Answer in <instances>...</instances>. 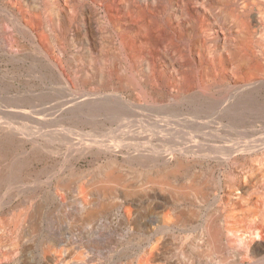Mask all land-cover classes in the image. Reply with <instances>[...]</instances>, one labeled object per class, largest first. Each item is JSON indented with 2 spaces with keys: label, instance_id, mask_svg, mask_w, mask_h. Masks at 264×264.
<instances>
[{
  "label": "rangeland",
  "instance_id": "obj_1",
  "mask_svg": "<svg viewBox=\"0 0 264 264\" xmlns=\"http://www.w3.org/2000/svg\"><path fill=\"white\" fill-rule=\"evenodd\" d=\"M202 2L164 0V29L159 32L155 27L139 30L129 26L131 32H127L132 42H137H133V51H127L116 33L104 24L102 12L97 29L100 44L94 50L82 11L76 14L70 6L65 16L67 28L63 29L58 24L61 17L57 5L50 0H0V45L5 47L0 46V124L26 127L40 143L34 147L16 145L18 138L0 132V153L6 152L5 157L0 156V168L7 176L0 181V236L7 242L0 244V254L5 257L1 264H19L20 260L24 264H59L57 256L65 251L70 253L67 264H225L229 260L264 264V249L253 251L258 239L264 244V231L260 238L255 236L256 228L262 225L259 216L264 214V23L261 30L252 24L245 0H210V12L202 10ZM49 21L52 27L64 30L59 38L67 44L65 50L49 40ZM240 23L247 25L245 30L239 28ZM77 29L83 33L81 43L76 41ZM37 40H44L41 44L46 45L40 51L36 49L40 45ZM139 75L148 93L135 82H140ZM85 91L99 94L102 100L118 92L114 97L120 103L118 107L110 103L89 107L63 103ZM45 99L59 101L56 105L55 100L50 104ZM232 104L234 110L229 107ZM203 116L208 123H200ZM2 138L14 143L7 146ZM95 142L99 148L105 142L109 153L99 150ZM89 143H95L94 147ZM228 145L234 147L233 160L229 165L218 163L212 157L213 150L228 149ZM153 148L168 154V169L175 168L179 161L184 163L187 170L170 175L176 189H162L146 177L148 170L155 178L157 170L164 168L144 157ZM112 162L116 172L124 175L126 187L115 185L110 194H104L100 178ZM12 166L20 169L17 176L8 175L7 169ZM197 175L211 177L207 197L198 200L193 191L184 190ZM33 177L37 180L32 185L29 181ZM227 196L232 197L228 203ZM101 204L106 208L90 217L87 210ZM33 205L39 212L43 209L37 219L38 231H32L29 216L22 229L16 228L14 216ZM218 209L226 217L228 213L237 214V221L227 224L237 230L224 235L229 250L224 247L222 252L212 253L201 226L203 218ZM179 210H192L193 215L183 221ZM164 219L168 225H163ZM16 237L23 238L18 247L11 245V238ZM49 237L56 240L50 259L42 253L43 240ZM153 245L156 248L151 250Z\"/></svg>",
  "mask_w": 264,
  "mask_h": 264
},
{
  "label": "bare ground",
  "instance_id": "obj_2",
  "mask_svg": "<svg viewBox=\"0 0 264 264\" xmlns=\"http://www.w3.org/2000/svg\"><path fill=\"white\" fill-rule=\"evenodd\" d=\"M168 1V0H167ZM170 1V0H169ZM220 1V0H219ZM225 1V0H224ZM257 0H245V6L246 7H248V8H250V11H248V13L247 14H249V17L251 18V21L253 22L252 24L255 26V27H257V28H260V30L261 29H263L262 28V25H263V23H264V1L263 0H259L260 2H256ZM38 2V1H37ZM45 1H43V3H44ZM50 2L52 3V4H54V5H57V7H56V12H58V14H59V16L61 17V21L58 23L61 27H63V29H64V27H66L67 25H65L67 22H66V18H65V16H67V14H66V12H67V10H69L70 9V6H71V8L73 9V11L76 13V14H78L80 11H82L84 14H85V16L84 17H86L85 19H86V24H87V31H86V34H87V36H89L88 38H89V43H91V46H92V48L95 50L96 48H97V46L100 44V41H99V36H98V33H97V29H99V26H100V23H99V18H101V16H100V14H101V12H102V15H103V18L105 19V20H103V22H104V24H106L107 25V27H109V29H110V31L111 32H115L116 33V37L117 38H119L120 39V41H121V44L122 45H124V47L127 49V51H133L132 50V45H133V42H132V37L128 34V30H129V26L130 27H133V26H135V27H137L139 30H141L142 28H146V27H155V29H156V31H159V32H161L163 29H164V27L166 26V20H165V18H164V12H163V10H164V8H163V6H164V0H50ZM172 2V1H171ZM170 2V3H171ZM187 2V1H186ZM214 2H215V0H214ZM214 2H213V5H214ZM222 2V1H221ZM28 3V2H27ZM47 3V2H46ZM49 3V2H48ZM218 3V2H217ZM243 3V2H242ZM31 4V3H30ZM189 4V3H188ZM208 4H210V6L208 5ZM3 5V4H2ZM192 5V4H191ZM42 6V5H41ZM43 6H45V5H43ZM50 6V5H49ZM52 6V5H51ZM201 6L203 7L202 8V10H205L206 12H210V10H212L213 8H212V5H211V2H210V0H204V2H202L201 3ZM29 7V6H28ZM47 6H45V8H46ZM219 7V6H218ZM217 7V8H218ZM1 8V7H0ZM51 8V7H50ZM212 8V9H211ZM224 8H226V7H224ZM237 8V7H236ZM241 8V7H240ZM26 9V8H25ZM29 9V8H28ZM27 9V10H28ZM198 9V8H197ZM200 9V8H199ZM219 10H220V8H218ZM244 9V8H243ZM53 10H54V7H53ZM227 10V9H226ZM229 10V9H228ZM233 10V9H232ZM254 10V11H253ZM34 11V10H33ZM222 11H223V9H222ZM238 11V10H237ZM42 12V11H41ZM40 12V13H41ZM201 12V11H200ZM219 12V11H218ZM225 12V11H224ZM231 12V11H230ZM229 12V13H230ZM235 12H236V10H235ZM239 12V11H238ZM245 12H247V11H245ZM28 13V12H27ZM43 13V12H42ZM68 13H69V11H68ZM198 13V12H197ZM203 13H205V12H202V14ZM237 13V12H236ZM243 13V12H242ZM242 13H240L241 15H242ZM10 14V13H9ZM15 14H16V12H15ZM20 14V13H19ZM56 14V13H55ZM210 14V13H209ZM217 14V13H216ZM235 13L233 12V15H234ZM14 15V14H13ZM17 15V14H16ZM52 15V14H51ZM57 15V14H56ZM205 15V14H204ZM230 15V14H229ZM239 15V14H238ZM246 15V14H245ZM27 16V15H26ZM44 16V15H43ZM46 16V15H45ZM78 16V15H77ZM80 16V15H79ZM199 16V15H198ZM207 16V15H206ZM11 17V16H10ZM12 17H14V16H12ZM57 17V16H56ZM59 17V18H60ZM172 17V16H171ZM202 17V16H201ZM205 17V16H204ZM239 17V16H238ZM248 17V16H247ZM36 18V17H35ZM69 18H72V17H69ZM236 18H237V16H236ZM235 18V19H236ZM245 18V17H244ZM17 19V18H16ZM29 19V18H28ZM28 19H25V20H28ZM73 19V18H72ZM171 19V18H170ZM180 19V18H179ZM241 19V18H240ZM248 19V18H247ZM18 20V19H17ZM19 20H21V19H19ZM38 20V19H37ZM44 20V19H43ZM47 20V19H46ZM51 20V19H50ZM57 20V19H56ZM242 20L243 19H241L240 20V22H242ZM16 21V20H15ZM14 21V22H15ZM53 21V20H52ZM77 21V20H76ZM194 21V20H193ZM238 21H239V19H238ZM58 22V21H57ZM74 22V21H73ZM178 22V21H177ZM188 22H189V20H188ZM204 22V21H203ZM236 22V21H235ZM17 23V22H16ZM34 23V22H33ZM36 23H37V21H36ZM55 23H56V21H55ZM174 23V22H173ZM244 23V21L242 22V24ZM245 23H247V22H245ZM250 23V22H249ZM15 24V23H14ZM18 24V23H17ZM16 24V25H17ZM169 24V23H168ZM175 24H177V23H175ZM241 24V23H240ZM241 24V27H239L240 29L242 28H244V30H245V27L247 26L246 24V26L244 27V25H242ZM248 24V23H247ZM20 25V24H19ZM48 25L50 26V34H51V38L52 39H49V40H53L59 47H60V49L61 50H65V46H67V44L65 45V43L59 38L60 36V34L62 35V32L64 31V30H59V28H54V27H52V25H51V21H49L48 22ZM252 25V26H253ZM11 26V25H10ZM27 26V25H26ZM58 26V25H57ZM59 26V27H60ZM187 26V25H186ZM175 27V26H174ZM208 27V26H207ZM249 27V26H248ZM29 28V27H28ZM67 28V27H66ZM147 28V29H148ZM254 28V27H253ZM37 29V28H36ZM133 29V28H132ZM178 29V28H177ZM207 29V28H206ZM30 30H32L31 28H30ZM49 30V29H48ZM71 30V29H70ZM74 30H76V29H74ZM83 30V29H82ZM264 30V29H263ZM263 30H262V32H263ZM27 31H28V29H27ZM130 31V30H129ZM133 31V30H132ZM176 31V30H175ZM29 32V31H28ZM82 31H79L78 29H77V37H76V41L77 42H79V43H81V41H83V33H81ZM131 32V31H130ZM153 32V31H152ZM246 32V31H245ZM251 32V31H250ZM25 33H27V32H25ZM31 32H29V34H30ZM76 33V32H75ZM133 33V32H132ZM139 33V32H138ZM137 33V34H138ZM145 33V32H144ZM154 33H155V31H154ZM157 33V32H156ZM258 33V32H257ZM36 34V33H35ZM47 34V33H46ZM48 34H49V32H48ZM109 34V33H108ZM136 34V35H137ZM260 34V33H259ZM111 35V34H110ZM141 35V34H140ZM139 35V36H140ZM161 35L163 36V34L161 33ZM262 35H264V34H262ZM32 35L30 34V37H31ZM34 36V35H33ZM40 36H42V35H40ZM85 36V35H84ZM143 36V35H142ZM36 37H37V35H36ZM67 37V36H66ZM136 37V36H135ZM134 37V38H135ZM156 37V36H155ZM264 37V36H263ZM10 38V37H9ZM35 38V37H34ZM63 38V37H62ZM116 38V39H117ZM240 38V37H239ZM247 38V37H246ZM6 39V38H5ZM15 39V38H14ZM36 39V38H35ZM38 39V38H37ZM41 39V38H40ZM43 39V38H42ZM257 39H258V37H257ZM33 40V39H32ZM134 40V39H133ZM248 40H250V39H248ZM1 41V40H0ZM13 41V40H12ZM11 41V42H12ZM38 41V40H37ZM240 41V40H239ZM10 42V41H9ZM10 42V43H11ZM36 42V41H35ZM42 42H44V40H42ZM40 40L38 41V43H40V45H38V46H36V49L37 50H39L40 51V48H43V46L45 47L46 45H42L41 43H42ZM70 42V41H69ZM115 42V41H114ZM113 42V43H114ZM136 42H137V39H136ZM136 42H134V44L136 43ZM241 42V41H240ZM244 42V41H243ZM7 43V42H6ZM28 43H30V42H28ZM32 43V42H31ZM37 42H36V45L38 44ZM118 43V42H117ZM117 43H115V44H117ZM242 43V42H241ZM251 43V42H250ZM44 44V43H43ZM87 44V43H86ZM120 44V45H121ZM11 45V44H10ZM32 45V44H31ZM34 45V44H33ZM2 48L4 47L3 46V44H1L0 45ZM12 46V45H11ZM20 46V45H19ZM8 47V46H7ZM6 47V48H7ZM10 47V46H9ZM13 47V46H12ZM34 47V46H33ZM53 47H54V43H53ZM113 47V46H112ZM122 47V46H121ZM5 48V47H4ZM114 48V47H113ZM11 49H14V48H11ZM51 49V48H50ZM121 49V48H120ZM134 49V48H133ZM247 49V48H246ZM44 49H42L41 51L42 52H45V51H43ZM142 50V49H141ZM140 50V51H141ZM19 51H20V49H19ZM144 51V50H143ZM33 52V51H32ZM50 52V51H49ZM118 52V51H117ZM134 52H135V50H134ZM142 52V51H141ZM250 52V51H249ZM124 53V52H123ZM128 53V52H127ZM208 53H210V52H208ZM45 54H47L46 52H45ZM49 54V53H48ZM47 54V55H48ZM139 54V53H138ZM137 54V55H138ZM14 56V55H13ZM45 56V55H44ZM50 56V55H49ZM122 56H123V54H122ZM139 56V55H138ZM213 56V55H212ZM15 57V56H14ZM25 57V56H24ZM54 57V56H53ZM132 58H134L133 56H131ZM141 57V56H140ZM131 58V59H132ZM127 59V58H126ZM49 60V59H48ZM58 60V59H57ZM146 60V59H145ZM16 61V60H15ZM41 61V60H40ZM56 61V60H55ZM29 62V61H28ZM47 62V61H46ZM128 62H129V60H128ZM31 64H32V62H31ZM42 64H44L45 65V63L44 62H42ZM58 65V64H57ZM31 67H33V66H31ZM57 68V67H56ZM33 69V68H32ZM46 69V68H45ZM144 69V68H143ZM41 70V69H40ZM154 70V69H153ZM42 71V70H41ZM40 71V72H41ZM144 71V70H143ZM147 71V70H146ZM128 72V71H127ZM153 72V71H152ZM225 72V71H224ZM42 73V72H41ZM60 73V72H59ZM160 73V72H159ZM43 74V73H42ZM65 74V73H64ZM154 74V73H153ZM245 74V73H244ZM62 75V74H61ZM60 76V75H59ZM101 76V75H100ZM131 76V75H130ZM136 76V75H135ZM44 77H45V75H44ZM61 77V76H60ZM63 77H64V75H63ZM138 79L140 80V82L139 81H137V79H136V81L135 82H138L137 84L139 85H141V89H142V92H144V93H148L147 92V90L145 89V86H144V84L142 83V82H144V81H142V76L141 75H139L138 76ZM157 79H159V77L157 78ZM60 80V79H59ZM115 80V79H114ZM131 80L133 81V79L131 78ZM65 81H66V79H65ZM65 81H63V82H65ZM171 81V80H170ZM61 82V81H60ZM244 83V82H243ZM252 83V82H251ZM66 84H68V82H66ZM122 84H123V82H122ZM61 85H63L62 83H61ZM160 85V84H159ZM248 85V84H247ZM252 85V84H251ZM258 85H259V83H258ZM235 86H236V84H235ZM239 86V85H238ZM246 86V85H245ZM66 87H68V86H66ZM187 87V86H186ZM239 88H241L242 89V87H239ZM244 88H246L247 89V86L246 87H244ZM249 88V87H248ZM251 88V87H250ZM254 88V87H253ZM139 89V88H138ZM55 90V89H54ZM120 90V89H119ZM203 90V89H202ZM239 90V89H238ZM44 91V90H43ZM58 91V90H57ZM56 91V92H57ZM227 91V90H226ZM55 92V91H54ZM72 92H73V90H72ZM86 92V91H85ZM93 92V91H92ZM109 92V91H108ZM150 92V91H149ZM212 92V91H211ZM23 93V92H22ZM49 93V92H48ZM113 93V92H112ZM118 93V92H117ZM117 93H113V97L112 96H106L105 95V100H102L101 98H100V95L98 94V95H96V93H85V94H83V95H79V96H76V97H72V98H69L67 101H65V102H63V103H71L72 105H74V106H76V105H83V104H85V105H90V106H94V105H98V104H100V105H102V104H104V106L106 105V103H110L111 105H112V107H114V106H116V107H118L117 106V104H119L118 102H116L117 101V99H115L117 96ZM205 93V92H204ZM227 93V92H226ZM60 94V93H59ZM120 94V93H119ZM157 94V93H156ZM230 94V93H229ZM237 94V93H236ZM47 95V94H46ZM57 95V94H56ZM110 95V94H109ZM75 96V95H74ZM114 96H116V97H114ZM142 96V95H141ZM150 96V95H149ZM162 96V95H161ZM234 96V95H233ZM31 97V96H30ZM46 97V96H45ZM248 97V96H247ZM250 97V96H249ZM33 98V97H32ZM49 98V97H48ZM59 98H61V97H59ZM156 98V97H155ZM108 99V100H107ZM154 99V98H153ZM229 99V98H228ZM251 99V98H250ZM46 100V99H45ZM44 100V101H45ZM55 100V101H54ZM230 100V99H229ZM246 100V99H245ZM24 101V100H23ZM40 101H43V100H40ZM53 101L55 102L54 104H56L57 105V101H59V100H56V99H53ZM52 101V99H48V100H46V103H50V102H53ZM123 101L125 102V100L123 99ZM127 101V100H126ZM154 102L156 101L155 99L153 100ZM193 101V100H192ZM216 101V100H215ZM240 101V100H239ZM242 101H243V99H242ZM28 102V101H27ZM27 102H23V104L24 103H27ZM35 102V101H34ZM33 102V103H34ZM129 102V101H128ZM128 102H126V103H128ZM32 103V102H31ZM36 103V102H35ZM40 103V102H39ZM242 103V102H241ZM249 103V102H248ZM37 104V103H36ZM45 104V103H44ZM51 104V103H50ZM60 104H62L61 102H60ZM226 104V103H225ZM246 104V103H245ZM35 105V104H34ZM223 105V104H222ZM237 105V104H236ZM8 106H10V105H8ZM54 106V105H53ZM103 106V105H102ZM210 106V105H209ZM228 106V105H227ZM226 106V107H227ZM248 106V105H247ZM59 107V106H58ZM84 107V106H83ZM89 107V106H88ZM101 107V106H100ZM230 108H232V110H234V108L235 107H233V104L231 105V106H229ZM241 107V106H240ZM262 107H264V106H262ZM9 108V107H8ZM111 108V107H110ZM249 108V107H248ZM261 108V107H260ZM98 109V108H97ZM162 109V108H161ZM209 109V108H208ZM207 109V110H208ZM15 110V109H14ZM74 110V109H73ZM76 110V109H75ZM91 110H93V108L91 109ZM128 110V109H127ZM237 110H238V108H237ZM256 110V109H255ZM16 111H18V110H16ZM113 111V110H112ZM239 111V110H238ZM205 112V111H204ZM232 112V111H231ZM246 112V111H245ZM211 113V112H210ZM242 113V112H241ZM254 113V112H253ZM126 114V113H125ZM235 116V115H234ZM125 117V116H124ZM126 117H128V116H126ZM204 117L205 116H203V120L202 119H200V120H202V121H200V123H204V124H206V123H208L206 120H204ZM207 117V116H206ZM156 118V117H155ZM200 118V117H199ZM123 122H124V120H122ZM194 121V120H193ZM197 121V120H196ZM2 123L3 122H1V124H0V132H4V133H7V134H9L10 136H13L14 138H18V140L20 141V142H18V143H16V145H18V144H29V145H31V147H34V145L35 144H40L37 140H36V136L34 135V136H32V132L31 131H29V130H27L26 129V127L25 128H23V127H19V126H17V125H14V124H6V125H2ZM109 123V122H108ZM132 123V122H131ZM229 124V123H228ZM227 124V125H228ZM35 125V124H34ZM123 125V124H122ZM221 125V124H220ZM201 126L203 127V125L201 124ZM207 126H209V125H207ZM153 127V126H152ZM178 127V126H177ZM222 127H223V125H222ZM231 127V126H230ZM31 128H32V126H31ZM34 128V127H33ZM61 128V127H60ZM156 128H158V127H156ZM204 128H207V127H204ZM216 128V127H215ZM171 129V128H170ZM176 129V128H175ZM178 129V128H177ZM203 129V128H202ZM209 129V128H208ZM207 129V130H208ZM245 129V128H244ZM210 130V129H209ZM212 130V129H211ZM249 130V129H248ZM160 131V130H159ZM187 131V130H186ZM263 131V130H262ZM158 132V131H157ZM213 132V131H212ZM159 133V132H158ZM157 133V134H158ZM227 133V132H226ZM225 133V134H226ZM42 134V133H41ZM48 134V133H47ZM46 134V135H47ZM156 134V135H157ZM196 134V133H195ZM195 134H193V136L195 135ZM199 134V133H198ZM3 135V134H2ZM19 135H21V137L19 136ZM159 135V134H158ZM165 135V134H164ZM211 135V134H210ZM37 136H39V135H37ZM43 136V135H42ZM100 136V135H99ZM143 136H145V135H143ZM152 136V135H151ZM161 136V135H160ZM166 137H167V135H165ZM165 136H163V137H165ZM212 136V135H211ZM20 137V138H19ZM93 137V136H92ZM153 137V136H152ZM155 137H157V136H155ZM172 137V136H171ZM238 137V136H237ZM168 138V137H167ZM167 138H166V140H167ZM195 138V137H194ZM239 138V137H238ZM12 139V138H11ZM43 139H45V138H43ZM154 139V138H153ZM185 139V138H184ZM244 139V138H243ZM222 140V139H221ZM259 140V139H258ZM1 141H4V142H6V143H8V145L7 146H10L11 145V142H13V140H6L5 141V138H2V140ZM98 141H100V140H98ZM161 141H163V140H161ZM169 141V140H168ZM174 141V140H173ZM172 141V142H173ZM192 141V140H191ZM190 141V142H191ZM197 141H198V139H197ZM196 141V142H197ZM224 141V140H223ZM228 141V140H227ZM245 141V140H244ZM54 142H55V140H54ZM73 142V141H72ZM80 142V141H79ZM134 142V141H133ZM165 142V141H164ZM195 141H193L192 143H194ZM195 142V143H196ZM260 142V141H259ZM258 142V143H259ZM14 143V142H13ZM49 143V142H48ZM51 143H53V142H51ZM76 143V142H75ZM96 143V144H95ZM95 143H93V144H95L97 147L99 146L97 143L98 142H95ZM103 143V142H102ZM166 143V142H165ZM164 143V144H165ZM176 143V142H175ZM245 143V142H244ZM59 144V143H58ZM91 143H89V145L88 146H91V145H93V144H91ZM106 143L104 142V145H101L100 146V148H99V150H103V151H105L106 153L108 152L109 153V146L107 147L106 145H105ZM110 144V143H109ZM139 143H137V145H138ZM189 144H191V143H189ZM237 144V143H236ZM157 145V144H156ZM176 145V144H175ZM225 145V144H224ZM235 145V144H234ZM233 145V146H234ZM239 145V144H238ZM237 145V148H239L240 146H238ZM82 146V145H81ZM105 146V147H104ZM111 146V145H110ZM196 146V145H195ZM198 146V145H197ZM200 146V145H199ZM227 146V145H226ZM229 146V145H228ZM236 146V145H235ZM243 146V145H242ZM254 146H256V145H254ZM24 147V146H23ZM51 147V146H50ZM49 147V148H50ZM82 147H84V146H82ZM85 147H87V146H85ZM92 147H94V145L92 146ZM97 147H95V148H97ZM252 147V146H251ZM250 147V148H251ZM7 148V147H6ZM9 148V147H8ZM179 148V147H178ZM184 148H186V146L184 147ZM184 148H183V150H184ZM194 148H196V147H194ZM201 148H203V147H201ZM232 148L234 149V147H228V149H226L225 147H224V149H222L221 151H219V150H213V152L212 153H214V155L215 156H212L214 159H216V161L218 162V163H226L227 165H229L228 163H229V161H231V160H233L232 158H233V156H232V153H231V150H232ZM236 148V147H235ZM44 149V148H43ZM66 149V148H65ZM70 149V148H69ZM73 149H75V148H73ZM77 149H78V147H77ZM77 149H75V150H77ZM81 150H83L82 148H80ZM111 149L113 150V148H112V146H111ZM159 149V148H158ZM158 149L156 150L155 148H153V150L151 151V152H148V153H145L144 154V157L146 158V159H148V160H151L152 162H155L157 165H159V166H163L164 168H160V169H158L157 170V172L155 173V174H157L156 175V177L153 179L152 177H151V174H152V172L151 171H147L146 173H145V175H146V177H149V179L150 180H152V182H154L156 185H158V186H160V188H162V189H164V187L166 188V186H168V187H170L171 189H176L175 187V185L173 184V182L171 181V179H170V175H175V173H177V172H180V170L181 169H185V170H187L186 168H185V165H184V163L183 162H178V164H177V166L175 165V168L173 167V168H171V169H168L167 167H166V164H167V161L169 160V158H167L168 156V154L167 155H165L166 153H160L159 151H158ZM197 149H199V148H197ZM45 150H47L46 148H45ZM56 150V149H55ZM111 150V151H112ZM137 150V149H136ZM135 150V151H136ZM150 150V149H149ZM165 150V149H164ZM170 150V149H169ZM183 150L181 149L180 151H182L181 153H183ZM241 151H243L242 149H240ZM245 150H246V148H245ZM250 151L252 150V149H249ZM248 150V151H249ZM7 151H9V150H7ZM102 151V152H103ZM117 151V150H116ZM124 151V150H123ZM142 151V150H141ZM203 151H204V149L202 150V153H203ZM255 151H256V149H255ZM25 152V151H24ZM50 152V151H49ZM76 152V151H75ZM130 152V151H129ZM166 152V151H165ZM207 152V151H206ZM19 153V152H18ZM54 153V152H53ZM59 153V152H58ZM84 153V152H83ZM136 153V152H135ZM169 153V152H168ZM193 153V152H192ZM205 153V152H204ZM209 153H210V151H209ZM211 153V154H212ZM234 153V152H233ZM237 153V152H236ZM255 153V152H254ZM5 154H6V152L4 151L3 153H0V156L1 157H5ZM49 154V153H48ZM128 154V153H127ZM7 156V155H6ZM40 156V155H39ZM77 156V155H76ZM197 156H199V155H197ZM204 156H207V154H205V155H202L201 157H204ZM249 157V156H248ZM200 158V157H199ZM205 158V157H204ZM250 158V157H249ZM254 158V157H253ZM207 159V158H206ZM211 159V158H210ZM251 159V158H250ZM260 159V158H259ZM147 160V161H148ZM174 160V159H173ZM209 160V159H208ZM207 160V161H208ZM246 160H248V159H246ZM5 161V160H4ZM261 161V160H260ZM264 161V160H263ZM217 163V164H218ZM231 163V162H230ZM245 163H246V161H245ZM252 163H254V162H252ZM23 164V163H22ZM65 164V163H64ZM63 164V165H64ZM73 164V163H72ZM115 163L114 162H112V163H110L109 165H108V168H107V170L105 171V173L103 174V176H102V178H100V184H99V182H98V184L100 185L99 187H101V189L103 190V192H104V194H110L111 193V191H112V187H114L115 185H121V186H123V187H126V185L124 184V182H125V177H124V175H122V174H120V173H117L116 172V167H115V165H114ZM175 164V163H174ZM256 164H258V163H256ZM261 164V163H260ZM1 165V164H0ZM33 165V164H32ZM118 165V164H117ZM225 165V164H224ZM226 165V166H227ZM249 165V164H248ZM259 165V164H258ZM46 166V165H45ZM44 166V167H45ZM145 166V165H144ZM170 166V165H169ZM214 166V165H213ZM224 167V166H223ZM255 167H257V166H255ZM254 167V168H255ZM5 168V167H4ZM233 168V167H232ZM245 169H246V167H244ZM219 169V168H218ZM230 169V168H229ZM244 169V170H245ZM251 169H252V167H251ZM257 169V168H256ZM19 168H16V166L15 167H10V169L8 170L7 169V173H8V175L11 177V176H17V174L19 173ZM234 170H236V168L234 169ZM249 170V169H248ZM258 170V169H257ZM54 171V170H53ZM215 171V170H214ZM60 172V171H59ZM222 172V171H221ZM253 172V171H252ZM6 171L4 172V170H2V168H0V181H2L1 179H3V180H6V179H4V177L6 176ZM201 173V172H200ZM237 174V177L238 178H240L239 177V175H240V173H238V172H236ZM250 173V172H249ZM263 173H264V171H263ZM32 174V173H31ZM217 174V173H216ZM29 175V174H28ZM133 175V174H132ZM222 175V174H221ZM257 176V175H256ZM7 177V176H6ZM19 177V176H18ZM35 177V176H34ZM33 177V178H34ZM151 177V178H150ZM247 177H248V175H247ZM32 178V179H33ZM36 178V177H35ZM33 179L32 181H29V182H31V184L33 185L34 184V182H35V180H37V179ZM39 178V177H38ZM51 178V177H50ZM209 178H211V177H209ZM209 178H203L202 176H200V175H197V176H194L193 178H192V180H191V184L189 185V184H187L186 186H188V187H184V190H185V188H187L188 189V191H193L194 193H195V197H196V199L198 200L199 198H203V197H207V189H208V187H209V184H210V179ZM244 178V177H243ZM258 178H261V177H258ZM11 179V178H10ZM13 179V178H12ZM29 179V178H28ZM247 179H249V178H247ZM27 180V179H26ZM148 180V179H147ZM217 180H218V177H217ZM239 180V179H238ZM11 181V180H10ZM47 181V180H46ZM261 181V180H260ZM28 181H27V183H29ZM131 182V181H130ZM152 182H151V184H152ZM253 182V181H252ZM1 183V182H0ZM24 183V182H23ZM95 183V182H94ZM97 183V182H96ZM132 183V182H131ZM190 183V182H189ZM254 183V182H253ZM256 183H257V181H256ZM69 184V183H68ZM67 184V185H68ZM222 185V187H224V185H223V183H221ZM250 184V183H249ZM27 185V184H26ZM150 185V184H149ZM245 185V184H244ZM9 186V185H8ZM183 186V185H182ZM227 186V185H226ZM241 186V185H240ZM11 187V186H10ZM234 187V186H233ZM244 187V186H243ZM8 189H9V187H7ZM40 188V187H39ZM132 188H134V187H132ZM132 188H130V190H132ZM156 188V187H155ZM242 188V187H241ZM6 189V188H5ZM81 189H82V187H81ZM80 189V190H81ZM114 189V188H113ZM157 189V188H156ZM223 189V188H222ZM1 190V189H0ZM124 190V189H123ZM183 190V191H184ZM225 190V189H224ZM4 191H7V190H4ZM183 191H181V192H183ZM187 190H185V192H186ZM187 191V192H188ZM214 191V190H213ZM212 191V192H213ZM252 191V190H251ZM253 192V191H252ZM21 193V192H20ZM83 192L81 191V194H82ZM1 194V193H0ZM24 194V193H23ZM40 194V193H39ZM210 194V193H209ZM21 195V194H20ZM33 195V194H32ZM32 195H30V196H28V199L30 200L32 197ZM184 195V194H183ZM185 195H186V193H185ZM226 195V194H225ZM216 196V195H215ZM218 196V195H217ZM264 196V195H263ZM42 197H44V196H42ZM188 197V196H187ZM257 197V196H256ZM253 198V197H252ZM258 198V197H257ZM208 199V198H207ZM231 199H232V197H230V196H227L226 197V200L225 201H227V203L228 202H230L231 201ZM234 199V198H233ZM204 200V199H203ZM206 200V199H205ZM261 200V199H260ZM23 201V200H22ZM34 201V200H33ZM32 201V202H33ZM202 201V200H201ZM28 202V201H27ZM31 202V203H32ZM49 202V201H48ZM86 202V201H85ZM207 202V201H206ZM210 202V201H209ZM255 202V201H254ZM30 203V204H31ZM35 203V202H34ZM40 203V202H39ZM1 204V203H0ZM38 204V203H37ZM220 204V203H219ZM232 204V203H231ZM248 204V203H247ZM253 204V203H252ZM7 205V204H6ZM27 205V204H26ZM195 205V204H194ZM255 205V204H254ZM31 206V205H30ZM231 206V205H230ZM257 206V205H256ZM40 207V206H39ZM214 207V206H213ZM218 207V206H217ZM228 207V206H227ZM249 207H250V205H249ZM263 207V206H262ZM15 208V207H14ZM103 208H106V205L105 204H101L99 207H93V208H91L89 211L87 210V212H89L88 213V215L91 217H93V216H95L97 213H99L100 211H101V209H103ZM215 208V207H214ZM251 208V207H250ZM28 210H26V211H24V209L21 211L20 210V212L21 213H19L18 211V214H17V216H14L15 217V225H16V228H18V229H20L21 228V225L22 224H24L23 223V221H24V219L27 217V216H29V217H31V220H33V223H32V231L33 232H35V231H38V229H39V225H38V223H37V219H38V215H39V213L43 210H41L40 212L38 211V208H36V207H34V205L32 206V208H27ZM53 209V208H52ZM207 209V208H206ZM244 210H245V208H243ZM7 210V209H6ZM214 210V209H213ZM249 211L250 210H252V209H248ZM264 210V209H263ZM223 211V210H222ZM221 211V212H222ZM47 212V211H46ZM52 212V211H51ZM193 212H194V210H193ZM212 212V211H211ZM241 212H242V210H241ZM178 213V212H177ZM249 213V212H248ZM225 214V212L224 213H220L219 212V209L218 210H215L214 212H212V213H210V214H208L205 218H203L204 220H203V222H202V226H201V231H202V235H203V237H205V239H206V241H207V244L208 245H210V250H211V252L212 253H214V252H222L223 251V249H224V247L226 248V246H225V243H224V235L228 232V231H231V232H233V231H236L237 229H233V228H229L228 226H227V224L229 223V222H231V220L233 221V220H235V217H236V215L237 214H235V212L234 213H231V214H229L228 213V215H227V217H226V215H224ZM175 215V214H174ZM178 215H180V217L183 219V221H185L186 220V218H188L187 216H189V215H193V213H192V210H190V212H188V211H183V210H179V213H178ZM254 215H257V213H256V211L254 212ZM224 216L226 217V218H228V219H224ZM13 217V218H14ZM179 217V216H178ZM163 218V217H162ZM240 218V217H239ZM238 218V219H239ZM259 218H261V220H262V225H260V226H258L257 228H256V233H255V236H257L258 238H260V236H261V234H260V232L261 233H263L262 231H264V214H262V216H259ZM174 219V218H173ZM14 220V219H13ZM167 220V219H166ZM165 219H164V222H163V225L165 226V225H168V221H166ZM174 220H176V219H174ZM235 221H237V220H235ZM239 221V220H238ZM242 221V220H241ZM31 222V221H30ZM173 222V221H172ZM234 222V221H233ZM240 222V221H239ZM245 222V221H244ZM238 223V222H237ZM241 223V222H240ZM14 225V226H15ZM25 225V224H24ZM31 225V224H30ZM232 225V224H231ZM233 226V225H232ZM231 226V227H232ZM236 226V225H235ZM241 226V225H240ZM25 227V226H24ZM237 227V226H236ZM242 227V226H241ZM31 228V227H30ZM60 228V227H59ZM1 229H3V228H0V230ZM5 229V228H4ZM22 229V228H21ZM199 229V228H198ZM191 230V229H190ZM247 230H249V229H247ZM246 230V231H247ZM17 231V230H16ZM31 231V229L29 230V232ZM32 231H31V233H32ZM22 232V231H21ZM190 232V231H189ZM250 232V231H249ZM36 233V232H35ZM39 233V232H38ZM234 233H236V232H234ZM23 234V233H22ZM249 234V233H248ZM24 235V234H23ZM31 235V234H30ZM250 235V234H249ZM22 235H20V237H21ZM49 236V235H48ZM230 236V235H229ZM233 236V235H232ZM241 236H243V235H241ZM249 237V236H248ZM227 238H228V236H227ZM237 238V237H236ZM243 238V237H242ZM264 238V237H263ZM7 239V238H6ZM37 239V238H36ZM44 239H46V238H44ZM244 239V238H243ZM245 239H246V237H245ZM21 240H23V238L22 239H18V237H16V238H14V239H12L11 238V242H12V246H14V247H18L19 245H20V242H21ZM38 240V239H37ZM26 241V240H25ZM44 242H43V246H42V253H43V255H45V257H48V259H50L51 258V256H52V253H54V250H55V246H56V240L55 239H53V238H48V239H46V240H43ZM264 241V240H263ZM242 242V241H241ZM5 243H7V242H5V240H4V237L3 236H0V244H5ZM23 243V242H22ZM31 244V243H30ZM154 244V243H153ZM156 244V243H155ZM254 244H256V249H254L253 251H256V250H258V249H264V244L263 243H261V242H259V239H258V241L257 242H255ZM251 245V248L253 249L254 248V246L255 245ZM204 245V244H203ZM247 246V245H246ZM156 247H155V245H153L152 246V248H151V250H153V249H155ZM245 248H247V247H245ZM204 249H206V248H204ZM227 249V248H226ZM233 249V248H232ZM36 250V249H35ZM227 250H229V249H227ZM231 250V249H230ZM247 250V249H246ZM207 251V250H206ZM209 251V250H208ZM249 252H252V251H249ZM232 253V252H231ZM238 253V252H237ZM241 253V252H240ZM151 254V253H150ZM256 254V253H255ZM14 255V254H13ZM229 255V254H228ZM225 256V255H224ZM243 256V255H242ZM8 257V256H7ZM13 257V256H12ZM15 257V256H14ZM256 257V256H255ZM5 257H4V255L2 256L1 254H0V264L3 262V259H4ZM69 258H70V253L69 252H67V251H65L63 254H60V255H58L57 256V261H58V263L59 264H67V262L69 261ZM9 258H7V260H8ZM13 259V258H12ZM148 259V258H147ZM227 259V258H226ZM262 259V258H261ZM15 260V259H14ZM17 260V259H16ZM10 261V260H9ZM255 261V260H254ZM264 261V260H263ZM262 261V262H263ZM5 262V261H4ZM259 262V261H258ZM24 264V261H22V260H20L19 261V264ZM222 263H223V261H222ZM244 263V262H243ZM246 263V262H245ZM251 263V262H250ZM225 264H241V262L240 261H237V260H232V261H226L225 262ZM247 264H248V262H247Z\"/></svg>",
  "mask_w": 264,
  "mask_h": 264
}]
</instances>
